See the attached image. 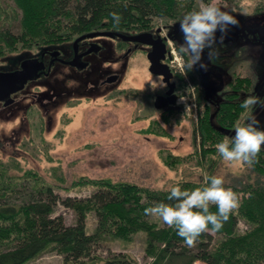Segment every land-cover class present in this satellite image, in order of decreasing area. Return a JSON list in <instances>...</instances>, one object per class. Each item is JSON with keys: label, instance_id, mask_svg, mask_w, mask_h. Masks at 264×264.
Here are the masks:
<instances>
[{"label": "rangeland", "instance_id": "374dc122", "mask_svg": "<svg viewBox=\"0 0 264 264\" xmlns=\"http://www.w3.org/2000/svg\"><path fill=\"white\" fill-rule=\"evenodd\" d=\"M207 2L194 0L192 10ZM212 2L236 17L237 23L230 25L226 33L217 31L211 59L205 48L201 59L207 68H201L199 63L191 68L195 83H191L192 87L186 76L184 86L176 76L172 77L171 82L178 85L177 101L162 111L152 105L154 95L164 87L159 76L148 70L146 46L135 49L131 43L96 36L92 40L102 46V51L87 56L88 66L81 71L59 60L49 66L52 52L69 59L73 38L46 45L17 42L12 49L0 50V73L19 70L28 61L43 62L45 71L24 83L17 82L7 96L8 103L0 102V170L13 176L31 171L41 181L53 185L62 198L85 197L94 191L86 181L98 178L153 190H166L184 180H190L194 187L201 186L209 173L224 176L225 187L232 189L256 180L257 173L247 163L224 161L218 151L205 157L193 151L192 135L199 119V105L201 111L209 106L213 113L234 75L249 77L251 85L245 95L259 97L261 102L250 106V112L258 121L257 127L264 128V0ZM17 13L20 16L13 0H0V24ZM178 25L173 19L158 18L147 31L169 36V46L180 47L183 34ZM126 47L130 48L129 53ZM175 55L177 64L173 67L178 71L184 60L177 49ZM109 76L112 81L108 83L105 80ZM196 85L203 89L205 97L199 105ZM163 112L167 116L162 118ZM248 114L249 109H244L239 119ZM212 120L215 123L214 117ZM219 129L224 133L219 140L234 134V127ZM196 150L199 151V145ZM234 192L238 199L242 196L237 190ZM55 213L61 214L67 224L73 223L69 208L57 205ZM150 217L162 220L155 215ZM85 223L86 231H92V212L87 214ZM171 228L167 225L166 230ZM104 239L98 253L106 256L108 252H122L134 260L133 264H150L161 247L159 243L152 253L145 254V233L141 231L127 238ZM26 264H61V259L57 253L44 252Z\"/></svg>", "mask_w": 264, "mask_h": 264}, {"label": "trees", "instance_id": "16d2710c", "mask_svg": "<svg viewBox=\"0 0 264 264\" xmlns=\"http://www.w3.org/2000/svg\"><path fill=\"white\" fill-rule=\"evenodd\" d=\"M13 1L21 14H12L6 18L8 22L0 24L1 52L4 47L14 48L17 42L57 44L94 31L147 32L155 19H173L179 23L182 16L194 8V0ZM113 12L119 15V23L114 21ZM174 48L184 61L183 66L173 72L180 85H185L182 81L186 76L192 87L191 83L195 84L192 71L185 63L188 55L181 54L178 45L175 44ZM250 85L248 76H231L229 89L213 113L209 112V106H204L201 111L199 103L201 99L205 100L204 91L196 85L199 119L192 135L194 154L205 157L210 152H217L215 144L224 136L219 127L234 126L245 109L241 101ZM163 113L162 118L169 112ZM177 158L181 160L183 157ZM0 167L3 169L1 162ZM251 169L257 173V178L233 188L242 196L238 199V206L222 222V227L216 231H202L191 246L183 242L174 227L166 230V223L153 220L152 214L144 211L155 202L171 203L167 199L169 188L153 190L135 183L98 178L86 181L94 191L85 197L62 198L54 191L53 185L41 181L31 171L13 176L0 170V264H26L44 252L57 253L61 264H133L134 260L125 253L108 252L103 256L97 250L106 237L127 238L139 231L145 233V254L152 253L161 244L150 264H192L196 261L205 264H264L263 147L256 154ZM177 184L187 189L195 186L190 180ZM57 205L71 210L73 223L67 224L61 214L55 213ZM210 211H216L215 204H210ZM91 212L95 215V227L87 232L85 220Z\"/></svg>", "mask_w": 264, "mask_h": 264}, {"label": "clouds", "instance_id": "9594fccd", "mask_svg": "<svg viewBox=\"0 0 264 264\" xmlns=\"http://www.w3.org/2000/svg\"><path fill=\"white\" fill-rule=\"evenodd\" d=\"M111 15L119 23V15L115 12ZM236 23V17L212 0L199 9L185 13L179 20V29L183 34L179 51L181 54L188 53L186 67L191 69L199 63L201 68L206 69L207 64L201 59L205 48L209 50L211 59L217 31L226 33L229 26ZM220 39H223V35ZM165 86L161 84V87ZM260 102L257 95H246L241 101L242 107L249 109V114L234 123V134L230 138L225 137L215 144L224 161L247 163L250 166L261 150L264 128L257 127L258 121L250 112V106ZM167 199L171 203L155 202L144 211L173 226L176 234L183 237V242L188 246L194 243L202 231L220 229L229 213L238 206L237 194L231 187H225L224 176L217 174L208 175L206 183L192 189L182 188L179 184L171 185ZM210 204H215L216 211H210Z\"/></svg>", "mask_w": 264, "mask_h": 264}, {"label": "water", "instance_id": "95a60500", "mask_svg": "<svg viewBox=\"0 0 264 264\" xmlns=\"http://www.w3.org/2000/svg\"><path fill=\"white\" fill-rule=\"evenodd\" d=\"M108 36V37H114L117 36L120 40H129L133 42H141L146 45L150 46V51L147 54V61L149 62L148 70L151 73H154L158 76H162V81L168 86V90L166 91L167 96H156L154 99V107L157 109H162L165 105H173L175 103L176 95H174L173 88L174 83H170L169 80L172 78V72H170V69L168 65L161 61V59L164 57L165 54V46L162 38L156 37L153 38L151 33L148 31L147 33H138L136 35H127L123 34L117 31H94L91 33H87L84 36L91 38L93 36ZM83 36V35H82ZM81 37V36H80ZM80 37H77V39L73 40V51H76L77 41ZM93 51H96L93 49ZM89 51L85 52V54H88ZM52 54V53H51ZM54 55V54H52ZM81 55H76L70 59L69 61L63 60L61 58H58V60L62 63H65L67 65H73L78 70L82 68V64L78 63V59ZM40 63L37 61H28L22 64L20 67L23 68L21 71L15 70L13 72H1L0 73V100H3V102L8 103L7 99H5L10 92L13 91L14 87H16L17 82L24 83V81L35 78L36 76H39L41 72L37 71L41 66H39ZM50 69V68H49ZM47 69V71L49 70ZM47 74V73H46ZM112 80L111 78L108 79ZM2 90V91H1ZM4 98V99H3Z\"/></svg>", "mask_w": 264, "mask_h": 264}, {"label": "flooded vegetation", "instance_id": "af4514ba", "mask_svg": "<svg viewBox=\"0 0 264 264\" xmlns=\"http://www.w3.org/2000/svg\"><path fill=\"white\" fill-rule=\"evenodd\" d=\"M145 33L146 31H142V32H136V33H128L129 35H136V34H138V33ZM148 32V31H147ZM146 32V33H147ZM150 33H152V32H150ZM123 34H125V33H123ZM127 34V35H128ZM85 35V34H84ZM79 36L80 38H79V40L77 41V46H76V51L74 52L73 51V44H72V48H71V55H70V57H69V59H63V60H66V61H69L70 59H72L74 56H75V53H76V55H81L80 57H79V59H78V63L79 64H82V68L79 70V71H81L82 69H85L87 66H88V62L86 61V57L87 56H89V55H92L93 53H95V54H99L100 53V51H102L101 50V48H102V46H100L98 43H96L95 41H93L92 40V38H95L96 36H93V37H91V38H88V37H85V36ZM152 35V37L153 38H156V37H160V38H162V40H163V42H164V46H165V48H164V50H165V54H164V57L161 59V61L162 62H164V63H167L168 64V62H169V60H170V56H168V53H169V49L167 48V43H166V39H164L161 35H160V33L157 35V34H151ZM102 36H104V35H102ZM101 36V37H102ZM108 37V36H107ZM111 38H116L117 40H118V42L117 43H131V45H132V47L133 48H135V49H137L139 46H146V47H148V52L150 51V46L149 45H146V44H144V43H141V42H133V41H129V40H125V41H123V40H120L117 36H114V37H111ZM75 39H77V38H75ZM75 39H73V40H75ZM93 49H95L96 51H93ZM130 48H128V47H126V49H125V51L127 52V53H129L130 51ZM87 51H89L88 52V54H85V52H87ZM52 54H54V55H49L50 56V59H49V61H50V64H49V66H51V65H53V63H56V62H58V58H60L59 56H58V54L56 55L54 52H52ZM62 59V58H61ZM44 59H42V61H43ZM167 60V61H166ZM37 62V61H36ZM39 63H40V65L39 66H41V68H39L37 71H39V72H41L39 75H44L45 74V71H43L44 69H43V66H42V64H43V62H40V61H38ZM65 64V63H64ZM67 65V64H66ZM70 66H72V67H74V68H76L75 66H73V65H70ZM51 68V67H50ZM23 68H19V71H21ZM77 69V68H76ZM50 70V69H49ZM78 70V69H77ZM171 72H173V70L171 71ZM47 75V74H46ZM173 76H176L175 75V73L173 72L172 73V77ZM112 79V76H109V77H107V80H105L106 82H110V81H112V80H109L108 81V79ZM159 78H160V80L162 81V76H159ZM116 79V78H115ZM172 79V78H171ZM171 79L169 80V82H171ZM163 82V81H162ZM173 82V81H172ZM171 82V83H172ZM164 83V82H163ZM174 83V82H173ZM165 84V83H164ZM0 86H1V84H0ZM175 89H176V83H174V88H173V93H174V95H176L175 94ZM168 90V86L166 85L165 87H164V89L161 91V93H159V94H155L154 96H155V98H156V96H167L166 95V91ZM2 91V90H1ZM177 96V95H176ZM154 98V99H155ZM153 103H154V100H153ZM153 103H152V105H153ZM153 107H154V105H153ZM169 107H173V106H170V105H165L164 107H162V109H159L160 111H162V110H164V109H167V108H169Z\"/></svg>", "mask_w": 264, "mask_h": 264}, {"label": "built area", "instance_id": "2783aa9c", "mask_svg": "<svg viewBox=\"0 0 264 264\" xmlns=\"http://www.w3.org/2000/svg\"><path fill=\"white\" fill-rule=\"evenodd\" d=\"M171 52H172V54L174 55L173 56V60H175L176 61V55H175V51H174V49H171ZM177 62V61H176ZM173 64H174V61H173ZM177 64V63H176ZM181 67H179V69H180Z\"/></svg>", "mask_w": 264, "mask_h": 264}]
</instances>
